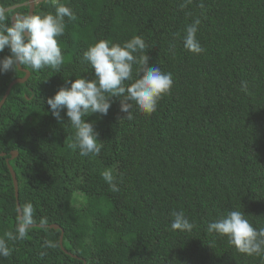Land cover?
<instances>
[{"label": "trees", "instance_id": "trees-1", "mask_svg": "<svg viewBox=\"0 0 264 264\" xmlns=\"http://www.w3.org/2000/svg\"><path fill=\"white\" fill-rule=\"evenodd\" d=\"M59 4L75 15L65 17L58 37L63 64L22 66L31 77L0 110V154H7L0 157V238L15 234L19 219L7 163L13 152L19 202L34 208L33 227L7 241L11 254L0 264H264V256L240 253L207 231L232 210L264 227V0H42L35 14H54ZM0 7L8 23L30 14L29 0H0ZM197 18L199 54L183 44ZM134 36L144 40L149 66L171 73L173 86L150 115L132 102L133 119H123L120 97L107 115L86 114L103 146L98 156H81L72 146L75 128L63 111L54 118L46 100L70 86L65 80L94 78L83 60L90 46ZM25 76L19 68L0 74V103ZM176 211L194 224L191 231L171 229Z\"/></svg>", "mask_w": 264, "mask_h": 264}, {"label": "clouds", "instance_id": "clouds-1", "mask_svg": "<svg viewBox=\"0 0 264 264\" xmlns=\"http://www.w3.org/2000/svg\"><path fill=\"white\" fill-rule=\"evenodd\" d=\"M38 2V0H37ZM8 9L0 7V53L8 49L9 54L0 58V74L15 72L21 66H29L35 71L45 68L58 70L64 62L58 37L64 35L65 17L68 22L75 19L72 9L64 4L56 7L55 13L16 15L11 23L6 22ZM200 20L197 18L185 28L184 47L192 53L203 51L197 39ZM146 44L140 36H134L123 44L101 39L83 53V60L93 69V79L81 77L65 80L70 86H61L46 103L54 118L60 119L63 111L70 125L75 128L73 147L81 156L99 155L103 142L95 130V122H87L85 115L105 116L113 97H120L123 119H133L132 102L143 114L157 110L160 99L168 94L173 86L171 73H165L157 66H149V56L142 55ZM140 65L142 73L130 86L124 82L131 79L133 66ZM246 90V84H242ZM103 179L113 191L118 188L110 170L103 172ZM19 213L16 233H6L7 239L0 238V256L8 257L11 249L8 240L23 239L33 224L34 208L26 203L17 209ZM41 220V224H46ZM194 224L183 211L172 213L173 231H191ZM209 233L227 237L229 243L248 256H264V227L255 228L240 210H232L207 226Z\"/></svg>", "mask_w": 264, "mask_h": 264}, {"label": "water", "instance_id": "water-1", "mask_svg": "<svg viewBox=\"0 0 264 264\" xmlns=\"http://www.w3.org/2000/svg\"><path fill=\"white\" fill-rule=\"evenodd\" d=\"M37 4H38L37 0H29L30 13H34V14H35ZM19 69H20V71L24 72V73L26 74V76H25L24 78H22V79H17V80H15V81L11 84V86H10V88L8 89V91H7V93H6L5 97H4V99H3L2 102L0 103V110H1V109L3 108V106L5 105V103H6L7 99H8V97H9L10 94H11V91H12L13 87L16 86V85H18V84H25V83L30 79V77H31V73H30V71L25 70L24 68H22V66H21ZM11 155H12V156H11L10 159L7 160V163L9 164V169H10V171H11V174H12V177H13V180H14L15 189H16V197H17V201H18V207H21V204H20V202H19L20 191H19L18 178H17V175H16V173H15L13 167H12L11 164H10V161L16 159V158L18 157L19 154H18V152H13ZM0 157H7V154H5V153L0 154ZM31 227H33V226H30L29 228H31ZM39 227H47V226H39ZM50 228L55 229V230H62V228H61L60 226H58V225H52V226H50ZM63 240H64V232H63V236H62V238H61V245H63ZM85 264H87V263L85 262Z\"/></svg>", "mask_w": 264, "mask_h": 264}, {"label": "rangeland", "instance_id": "rangeland-1", "mask_svg": "<svg viewBox=\"0 0 264 264\" xmlns=\"http://www.w3.org/2000/svg\"><path fill=\"white\" fill-rule=\"evenodd\" d=\"M42 0H38V2H41Z\"/></svg>", "mask_w": 264, "mask_h": 264}]
</instances>
